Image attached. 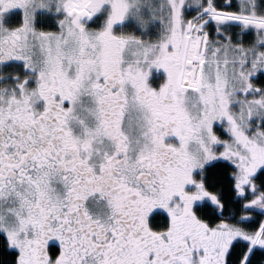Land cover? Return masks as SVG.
<instances>
[{
	"label": "snow or ice",
	"instance_id": "snow-or-ice-1",
	"mask_svg": "<svg viewBox=\"0 0 264 264\" xmlns=\"http://www.w3.org/2000/svg\"><path fill=\"white\" fill-rule=\"evenodd\" d=\"M0 264H264V0H0Z\"/></svg>",
	"mask_w": 264,
	"mask_h": 264
}]
</instances>
